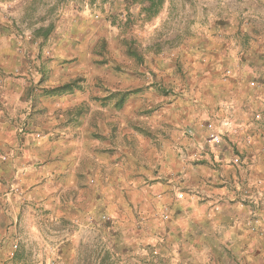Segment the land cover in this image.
<instances>
[{
  "label": "crops",
  "instance_id": "1",
  "mask_svg": "<svg viewBox=\"0 0 264 264\" xmlns=\"http://www.w3.org/2000/svg\"><path fill=\"white\" fill-rule=\"evenodd\" d=\"M81 21L0 33V264H77L96 232L118 264H264V39L190 37L185 94L154 115L164 90L142 66L96 68ZM174 62L150 67L169 82Z\"/></svg>",
  "mask_w": 264,
  "mask_h": 264
},
{
  "label": "rangeland",
  "instance_id": "2",
  "mask_svg": "<svg viewBox=\"0 0 264 264\" xmlns=\"http://www.w3.org/2000/svg\"><path fill=\"white\" fill-rule=\"evenodd\" d=\"M158 9L153 14L154 7L151 8L149 0H1L0 33L22 38L35 36L38 40L52 38L66 33L68 27H62L65 21L79 17L82 19L80 25L90 28L88 45L84 47L96 68L110 64L124 67L126 63V67L135 72L142 66L145 70L141 71L145 72H140V78L145 85L164 90L156 93L158 98L164 96L166 99L160 101L150 97L155 102L151 112L154 115L159 108L185 94L183 90L172 91L170 85L173 80L176 84L182 82L179 75L185 69L176 55L190 37L221 35L225 42L230 40L234 51L244 53L259 46L257 37L264 39V0H162ZM78 29L81 33L83 28L78 26ZM44 50H40L35 59L39 63L36 67L39 81L44 78L39 59L44 56ZM129 51L136 52L142 63L129 57ZM109 53L111 56H107ZM170 62L176 64L177 74L169 78V82L158 77L150 67L162 63L166 67ZM230 74L231 71H226V75ZM147 93L148 90L144 100H148ZM80 241L77 264H118L117 257L111 256L110 247L99 232L85 234Z\"/></svg>",
  "mask_w": 264,
  "mask_h": 264
},
{
  "label": "trees",
  "instance_id": "3",
  "mask_svg": "<svg viewBox=\"0 0 264 264\" xmlns=\"http://www.w3.org/2000/svg\"><path fill=\"white\" fill-rule=\"evenodd\" d=\"M1 1V0H0ZM151 3V8L154 7L153 10V14H156L158 12V8L161 6L162 4V0H149ZM159 6V7H158ZM128 56L133 57V58H137L139 63H142L141 57H136V52L129 51V54L127 53Z\"/></svg>",
  "mask_w": 264,
  "mask_h": 264
},
{
  "label": "built area",
  "instance_id": "4",
  "mask_svg": "<svg viewBox=\"0 0 264 264\" xmlns=\"http://www.w3.org/2000/svg\"><path fill=\"white\" fill-rule=\"evenodd\" d=\"M111 1H114V0H111ZM116 1L124 2L125 0H116ZM135 1L136 0H130V2H135ZM259 118H260L259 114H256L255 115V119L259 120ZM225 126L228 127V124H226ZM222 136H223V134H221V133H217V134L211 135V138H210L211 143L212 144H216V145L220 144ZM103 219H105V217H103Z\"/></svg>",
  "mask_w": 264,
  "mask_h": 264
}]
</instances>
